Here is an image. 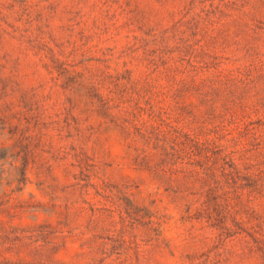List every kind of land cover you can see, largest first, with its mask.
Instances as JSON below:
<instances>
[{
    "label": "rangeland",
    "instance_id": "374dc122",
    "mask_svg": "<svg viewBox=\"0 0 264 264\" xmlns=\"http://www.w3.org/2000/svg\"><path fill=\"white\" fill-rule=\"evenodd\" d=\"M232 93L264 117V0H0V264H264V197L207 201L137 132L212 128Z\"/></svg>",
    "mask_w": 264,
    "mask_h": 264
},
{
    "label": "trees",
    "instance_id": "16d2710c",
    "mask_svg": "<svg viewBox=\"0 0 264 264\" xmlns=\"http://www.w3.org/2000/svg\"><path fill=\"white\" fill-rule=\"evenodd\" d=\"M126 88L127 86L120 91V101L132 102V99L124 101L123 96ZM231 96L230 103L225 101L223 104L219 123L212 128L189 129L174 125L167 119L152 113L156 124L150 126L151 131H143L140 127L137 129L138 134L149 142L154 140L157 145L160 142L170 145L172 157H175L173 165H176L179 160L183 162L182 167L178 169L173 167L172 172L183 174V178L189 179V181L208 185L207 201L216 197V190L222 182L231 183L237 189L250 188L249 195L255 199L264 197V117L253 120L251 113L246 116L241 114L242 100L234 93ZM132 108L134 114L136 111L142 112L148 109L152 111L151 107L147 108L139 101H136ZM178 109L179 117L184 112H192L186 111L189 109L188 105H180ZM258 111L256 109L255 112L258 113ZM226 122L235 124L238 129V135H234L231 139L227 138L230 133L224 131ZM0 124L5 125V121L1 117ZM4 129L5 127H0V130ZM0 134L2 133L0 132ZM243 138H248L249 148L245 147L239 150L237 146L242 143ZM7 149L9 150L5 146L0 147V160L5 158L2 153L7 152ZM248 151L253 152V156L248 157L247 161ZM143 156L141 163L150 164L149 156L147 154ZM10 164L12 167L9 170V175L13 176L14 171L20 169L22 180L26 182L27 167L24 165L19 168L13 163ZM1 168L2 166H0ZM1 177L2 172H0V179Z\"/></svg>",
    "mask_w": 264,
    "mask_h": 264
}]
</instances>
